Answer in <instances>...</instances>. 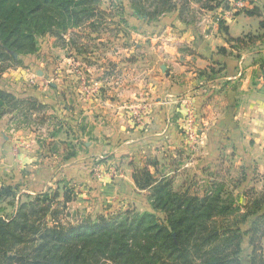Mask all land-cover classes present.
I'll use <instances>...</instances> for the list:
<instances>
[{"label": "crops", "instance_id": "crops-1", "mask_svg": "<svg viewBox=\"0 0 264 264\" xmlns=\"http://www.w3.org/2000/svg\"><path fill=\"white\" fill-rule=\"evenodd\" d=\"M189 5L193 16L198 15L199 18L193 20L188 17V27L182 22L178 7L164 13L158 18L163 33L159 31L156 38H147L149 47H140L139 44L126 48L118 46L106 54L102 50L101 55L104 57L111 53L112 60L98 61L97 75L92 74L88 54L82 55L85 59L80 63L79 54L72 53L66 59L71 66L66 70L68 73L74 74L79 68L82 79L86 76L87 84L91 77H97L98 83L106 85L107 82V85L117 87L119 93L113 99L106 95L101 97L100 114H66L64 120L70 122L73 129L70 136L75 142L79 137L86 148L83 154L67 158L61 150L59 144L66 139L59 135L68 137L63 133L64 128L57 126L44 143L38 144L24 125L14 126L12 115L0 117V166L4 176L0 173V188L14 187L17 203L29 194L30 188L39 194L48 189L57 191V201L64 203L67 190L64 185H70L73 191L69 194L71 199L66 204V213L71 207L76 214L80 209V213H89L91 208L97 209L104 203L108 205L104 206L106 209L118 203L124 206L123 199H131L130 191L145 192L135 187L132 171L129 175L122 174L124 165H133L128 152H147L146 159L156 162L150 168L158 175L156 178L166 177L175 182L178 178L166 174L167 165H162L160 157L163 152H187L189 144L184 136V115L197 114L200 126L197 155L188 165L192 163L200 174L206 175L208 170L211 171L207 181L209 185L218 183L216 178L221 172H239L241 175L237 181L229 178L233 180V191L240 185L247 186L246 190L253 189L242 196L244 206L262 195L264 0H251L249 3L247 10L255 8L256 15L233 11L230 4L209 11L201 10L196 3L189 2ZM187 16L188 13L184 18ZM111 35L103 32L99 37H103L101 41L108 39L113 43L120 38L118 34ZM139 52L141 59L138 63L131 57L138 56ZM123 53L125 59L122 58ZM161 66L165 67L164 71ZM68 82L74 85L71 80ZM3 85V89L14 92L9 88L14 84ZM122 87L124 90L130 88V94L131 88L136 90L137 87L145 89V92L140 100L135 98V94H126L122 98ZM134 99L144 103L141 110H138V102ZM79 109L83 110L81 105ZM77 116L80 124L74 121ZM86 139L95 142L90 145ZM97 150L102 152L98 156L102 159L95 162L92 158L98 155ZM138 159L134 161L135 165ZM212 168L216 171L212 172ZM10 171L13 175H9ZM6 174L14 176L18 183L10 184L11 178H6ZM193 177L194 183L200 179L196 175ZM225 183L228 184V180ZM18 188L22 189L20 193ZM242 229L247 230L248 223ZM243 245L248 246V236L244 237ZM260 245L264 250V236ZM247 263L250 264V260Z\"/></svg>", "mask_w": 264, "mask_h": 264}, {"label": "trees", "instance_id": "trees-1", "mask_svg": "<svg viewBox=\"0 0 264 264\" xmlns=\"http://www.w3.org/2000/svg\"><path fill=\"white\" fill-rule=\"evenodd\" d=\"M96 0H0V60L34 54L37 39L56 28L91 23L96 17L89 6ZM202 10L227 7L226 0H193ZM251 2V1H250ZM124 12L146 21L179 8L182 22L189 2L177 0H129ZM256 15L257 10H244ZM103 13L101 12V15ZM34 105L35 102H28ZM22 102L0 90V117L12 115ZM69 155L67 158L73 157ZM135 165L132 180L140 191H148L151 212L125 211L96 221H71L64 203L53 191L19 202L9 219L0 217V264H264L260 241L264 236V193L247 206H235L233 195L216 189L202 197L174 191L172 180L156 178L147 159ZM211 188L216 184H211ZM16 197L12 186L0 188V204ZM157 213L162 217H158ZM63 215V218L59 216ZM70 220V222H68ZM248 223V229L243 225ZM248 236L245 248L243 239Z\"/></svg>", "mask_w": 264, "mask_h": 264}, {"label": "rangeland", "instance_id": "rangeland-1", "mask_svg": "<svg viewBox=\"0 0 264 264\" xmlns=\"http://www.w3.org/2000/svg\"><path fill=\"white\" fill-rule=\"evenodd\" d=\"M183 1L196 3L193 0H177L178 6L183 4ZM230 1L236 2L237 0H226L227 4H229ZM120 7H122L124 12L128 11L130 8L129 0H96V2L94 1L91 6H89L90 9H95V14H97L95 15L96 17L92 19L93 21L91 23H85L80 27H69L66 32H62L59 30L60 28H56L52 35L46 34L41 36L37 39V51L34 54L19 56L15 52H11L15 60L18 61V64H15L10 60H0V90L11 94L14 99L22 102L19 106L20 109L11 113V120H13L15 124L14 126L24 125L26 129H29L33 133L35 143H44V141H46L52 134L53 129L59 126V129L64 128L63 133H67L68 136L65 137L64 134L59 135L61 139H66V141L62 143L63 145L59 144L64 154H67V156H76L78 153L83 154L84 149L86 148L83 146L82 141L79 140V137L78 141L75 142L76 140L70 136L73 134V129L70 127V122L68 123L64 120V118L67 117L66 114H100L99 106H101V104H99V101L101 97L106 95L109 99H113L119 94L117 92V87L107 85L106 81V85H102L97 82V77H91V80L87 84V81L84 80L86 76L82 79L80 73L81 70L79 68H77L74 74L68 73L66 70L71 66L66 63V59L73 55L72 53L75 55L79 54V63L81 60L85 59V57L82 58V55L88 54L89 58H91L90 65L91 70H93L92 74L97 75L96 69L98 61H102V59L108 61L112 60L111 53L108 56L105 55L103 57L101 55L102 50L103 53L105 52L106 54L108 53V50L118 46L126 48L130 45L135 46L136 44H139L140 47H149L150 45L146 41L147 38H156V35H158L157 33H160L159 31H162L161 34L163 33V30L160 27L159 17L151 21H146L141 18L135 19L127 14H122V11L119 10ZM101 12L103 13L102 15ZM192 12L193 10H190L189 5L188 11L186 12V14L188 13V16L187 18L185 17L187 22L186 27H188V24L190 23L187 20L188 17L193 20L199 18L198 15L193 16ZM103 32L110 36H112V33L115 35L118 34L120 35V38L117 39L115 43L108 41V39L101 41L103 37L100 38L99 36ZM155 42L157 43V41ZM124 54L125 53H123L122 56L123 59H125ZM140 54L141 53L139 52L138 56H132L131 58L138 60L139 63V59H141ZM56 67H58V69H56ZM72 78H75L74 80L76 81L72 80ZM68 80H71V82L74 81V85H71ZM3 84L6 86L8 84H14L12 87H9L11 90L13 89L14 92L3 89ZM120 89L123 90L122 98H124L126 94H130V88H125L124 90L122 87ZM131 89L132 91L130 95L135 94L137 100H140V96L144 95L143 93L145 92V89H140L138 87L135 88L136 90H134V88ZM71 93H73L72 96ZM134 100L136 101V99ZM28 102L35 103L34 105H31ZM136 102H138V110H141V104L144 105V103L142 101ZM75 103H78L77 107H75ZM80 105L82 106V111L79 109ZM108 105L110 106L111 104ZM106 109L109 110L110 107L107 106ZM58 114H61V116H58ZM68 119L73 120L72 117H68ZM136 119L139 120L138 117ZM78 120H80L79 116H77V119H74V121H77V124H80ZM183 120V129L185 130L184 136L187 138L186 142L189 144L187 145V152H173L172 154L163 152V155L160 157L162 165H167V168H165L166 174L178 178L175 182L172 180L173 190L177 192L187 191L191 195H195L196 193L201 195L200 197L208 191H212L213 188V190H220L223 194H230L232 192L234 194L233 198L235 200V206L243 209L245 203L242 196L246 191L248 192L253 189L246 190L247 186L241 187L240 185L233 191V184L231 181L234 179L237 181L238 178H240L241 174L239 172L233 174L229 172H221L218 179L216 178L218 183L215 187L211 188L207 182L210 177L209 172L211 171L208 170L206 175L200 174L195 171V167L192 163L188 165L190 161L195 160V156L197 155V145L200 137L198 136L197 131L199 132L200 126L197 114H185ZM97 139L99 141L100 137L97 136ZM86 140L90 145L92 142H95L94 140ZM98 151L99 150H97L98 155L96 157L92 158L89 156L90 160L93 159L95 161L97 159H102L98 157L102 152ZM128 153L130 154L131 162L133 161V165L129 167L125 165L123 166L122 174L124 176L126 174L129 175L131 171L133 174L135 170L134 161L137 160V157L139 158V161L136 165L139 166V168L147 164V152L139 150ZM94 161L93 164L97 162ZM150 168L151 167H149V169ZM212 169V172L216 171L215 168ZM1 170L2 167L0 166V173ZM113 173L114 172L111 171V174ZM6 175L7 178L8 174ZM9 175H13L12 171H10ZM153 175L155 177L158 176L157 174L155 175V173H153ZM194 175L200 178L197 183H194ZM1 176L4 177L2 173ZM230 177H232L233 180H229ZM8 178H11L12 182H10V184L14 185L15 183H18L14 176ZM227 180L228 184L225 183ZM64 187H66V189L70 191V194H72V186L64 185ZM21 190L22 189L18 188V193H20ZM28 191L29 194L24 195V197L20 199L21 202L26 201L27 197L35 198L36 195L39 194V191L35 192L32 188ZM42 193L52 195L53 191L48 189L47 191H42L41 194ZM129 195L131 196V199H128V201L123 199L125 200L124 204H122L124 206H121V203H118L116 206L113 205L106 209L104 206L108 205L104 203L103 206L98 205L97 209L93 210L91 208L89 213H80V209L78 214H76L75 209H72L71 207L69 214H73V217L70 220L74 221L76 219L75 221H81L88 219L90 222H94L99 216L110 218L117 213H123L128 210L136 211L141 214L151 212L147 200L149 195L148 191L142 193L130 191ZM123 197L124 196H121L120 198ZM18 205L19 203H17L16 197L1 202L0 217L9 219L16 212ZM63 215L64 214H61L59 217L63 218ZM157 216L162 217L159 213H157ZM70 220H68V222H70ZM244 247L246 248L247 245H244ZM247 262H249V260L244 261V264H248Z\"/></svg>", "mask_w": 264, "mask_h": 264}, {"label": "built area", "instance_id": "built-area-1", "mask_svg": "<svg viewBox=\"0 0 264 264\" xmlns=\"http://www.w3.org/2000/svg\"><path fill=\"white\" fill-rule=\"evenodd\" d=\"M251 0H237L236 2L230 1L229 8L232 9L233 11H244L247 10L248 7L250 6Z\"/></svg>", "mask_w": 264, "mask_h": 264}, {"label": "water", "instance_id": "water-1", "mask_svg": "<svg viewBox=\"0 0 264 264\" xmlns=\"http://www.w3.org/2000/svg\"><path fill=\"white\" fill-rule=\"evenodd\" d=\"M161 69L164 71L165 70V67L164 66H161Z\"/></svg>", "mask_w": 264, "mask_h": 264}]
</instances>
